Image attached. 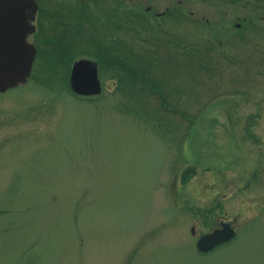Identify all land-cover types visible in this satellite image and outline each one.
I'll return each instance as SVG.
<instances>
[{"label":"rangeland","instance_id":"obj_1","mask_svg":"<svg viewBox=\"0 0 264 264\" xmlns=\"http://www.w3.org/2000/svg\"><path fill=\"white\" fill-rule=\"evenodd\" d=\"M97 2L65 6L80 16L0 92V264H264V0ZM71 42L145 79L100 69L103 94L78 98ZM223 224L233 242L201 253Z\"/></svg>","mask_w":264,"mask_h":264},{"label":"water","instance_id":"obj_2","mask_svg":"<svg viewBox=\"0 0 264 264\" xmlns=\"http://www.w3.org/2000/svg\"><path fill=\"white\" fill-rule=\"evenodd\" d=\"M32 10L28 15L27 10ZM37 12L36 0H0V92L28 82L36 50L28 43L34 32L31 22ZM72 91L79 96L89 97L102 94L99 65L90 60L76 62L71 71ZM196 234V229H192ZM236 231L230 224H223L212 233L203 235L197 242L201 253L207 254L217 247L231 242Z\"/></svg>","mask_w":264,"mask_h":264},{"label":"flooded vegetation","instance_id":"obj_3","mask_svg":"<svg viewBox=\"0 0 264 264\" xmlns=\"http://www.w3.org/2000/svg\"><path fill=\"white\" fill-rule=\"evenodd\" d=\"M60 3L57 6H53L52 1L51 0H44V1H40V0H36L37 3V12L34 15L33 14V21L31 22L34 32L29 36L28 38V43L30 45H32V47L36 50V57H35V61L38 58L37 54H40L41 48L46 44V41L48 39V37L45 35V31L47 32L48 29L45 27L47 26V24L51 23L54 21V19L58 20L60 19V21H64L66 19L69 18L70 19L73 18V16H80V15H74V13L71 12H64L65 10V6L70 7V3L71 5H73L74 9L81 7L82 5H86V3H98L97 1H102V0H72L71 2H69L68 0H59ZM106 1V0H104ZM53 9V11H52ZM54 10H58L57 12H55ZM169 10V9H168ZM152 11V5H149L146 8V15H150ZM28 15H30L32 13V10H27ZM148 13V14H147ZM166 13V12H165ZM165 13H156V17H161L162 15H164ZM50 14H52V16H50ZM125 15L127 16V13H125ZM92 16H94V14H92ZM124 15L120 16V25L124 26L125 23L127 22V18ZM97 18L98 20V25L100 26L101 29L103 30H109L112 28H115V26L113 24V17H111L110 13H100V15L95 16V18ZM147 18H149L148 16H146ZM123 28V27H122ZM46 29V30H44ZM45 39L44 40V38ZM51 39L48 40V42H50ZM52 42V41H51ZM54 42V41H53ZM71 45L67 46L68 50H71L73 54H71V52H65L66 54L64 55H68V58L70 59V57L72 58V61L70 59V64H72L71 66L73 67V65L75 64L76 61L81 60V59H92V58H79L78 56H75L76 52H73L76 50V47H73L74 42L70 43ZM100 48H108V47H104L103 45L101 46H97ZM111 49H109L110 51ZM86 57H88L87 55H84ZM66 57V56H65ZM93 60V59H92ZM34 66V65H33Z\"/></svg>","mask_w":264,"mask_h":264},{"label":"trees","instance_id":"obj_4","mask_svg":"<svg viewBox=\"0 0 264 264\" xmlns=\"http://www.w3.org/2000/svg\"><path fill=\"white\" fill-rule=\"evenodd\" d=\"M94 56H96L95 60L99 63L100 69H104V70L111 72L112 77L114 76L118 79L120 89L125 85V82H127L126 80L128 77H130L131 79L139 78L138 79L139 81H142L143 79H145V76H143V74H140V71L134 70L132 68H129L128 66L123 65L122 60L124 56L120 52L116 54L115 51L112 52V50L103 51L102 49H100L95 52ZM63 57L65 58V55H63ZM64 60L63 62H65ZM69 75L70 73L67 75L68 78H69ZM98 97H95V98H98ZM90 98H94V97H90Z\"/></svg>","mask_w":264,"mask_h":264},{"label":"bare ground","instance_id":"obj_5","mask_svg":"<svg viewBox=\"0 0 264 264\" xmlns=\"http://www.w3.org/2000/svg\"><path fill=\"white\" fill-rule=\"evenodd\" d=\"M149 16V15H148ZM100 49H102V48H100V47H97V50H100ZM96 50V51H97ZM103 51H107L108 49L106 48V49H102ZM66 52H72L71 50H67ZM66 54V53H65ZM66 57L64 58L65 59V63H70V59H71V61H72V58L70 57V59L68 58V55H65ZM82 56V55H81ZM71 70H72V66H71V69H69V73L71 74ZM70 78H71V75H69V78L67 77L65 80H66V83H68L67 85H68V88L69 87H71V84H70ZM76 97H82V96H79V95H77ZM231 242H233V240L231 241Z\"/></svg>","mask_w":264,"mask_h":264}]
</instances>
